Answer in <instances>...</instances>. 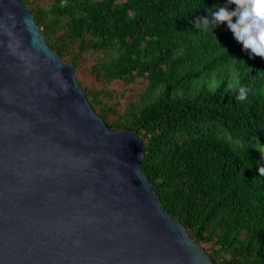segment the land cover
<instances>
[{"label":"trees","instance_id":"trees-1","mask_svg":"<svg viewBox=\"0 0 264 264\" xmlns=\"http://www.w3.org/2000/svg\"><path fill=\"white\" fill-rule=\"evenodd\" d=\"M22 1L96 113L143 140L169 214L216 264H264V60L193 25L230 0Z\"/></svg>","mask_w":264,"mask_h":264},{"label":"water","instance_id":"water-1","mask_svg":"<svg viewBox=\"0 0 264 264\" xmlns=\"http://www.w3.org/2000/svg\"><path fill=\"white\" fill-rule=\"evenodd\" d=\"M22 0H0V264H216Z\"/></svg>","mask_w":264,"mask_h":264},{"label":"clouds","instance_id":"clouds-1","mask_svg":"<svg viewBox=\"0 0 264 264\" xmlns=\"http://www.w3.org/2000/svg\"><path fill=\"white\" fill-rule=\"evenodd\" d=\"M231 7L222 3L206 7V16L198 17L194 22L197 32L212 33L210 29L222 21L231 40L240 46L241 52L249 59L259 57L264 60V0H230ZM249 89L241 86L237 100H246ZM260 152V151H259ZM262 157L264 153L260 152ZM264 176V165L258 168Z\"/></svg>","mask_w":264,"mask_h":264},{"label":"rangeland","instance_id":"rangeland-1","mask_svg":"<svg viewBox=\"0 0 264 264\" xmlns=\"http://www.w3.org/2000/svg\"><path fill=\"white\" fill-rule=\"evenodd\" d=\"M203 246V245H202ZM204 247V249L206 250V251H209L210 250V247L207 245V246H203Z\"/></svg>","mask_w":264,"mask_h":264}]
</instances>
